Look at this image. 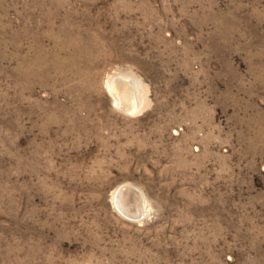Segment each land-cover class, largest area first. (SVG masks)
Wrapping results in <instances>:
<instances>
[{
    "label": "rangeland",
    "instance_id": "obj_1",
    "mask_svg": "<svg viewBox=\"0 0 264 264\" xmlns=\"http://www.w3.org/2000/svg\"><path fill=\"white\" fill-rule=\"evenodd\" d=\"M0 264H264V0H0Z\"/></svg>",
    "mask_w": 264,
    "mask_h": 264
},
{
    "label": "bare ground",
    "instance_id": "obj_2",
    "mask_svg": "<svg viewBox=\"0 0 264 264\" xmlns=\"http://www.w3.org/2000/svg\"><path fill=\"white\" fill-rule=\"evenodd\" d=\"M119 79L124 81L125 83L118 84L114 82ZM137 87H138V84L136 82L130 79H127V78L119 77L113 80L111 83H108L106 88L110 96L112 97L114 106L123 112H125V110L134 108V110L130 112L131 114L135 110H137L140 106L137 101L138 93H139V90H138L139 88L137 89ZM135 103L136 105L134 107ZM117 190L118 188L114 190V192H112V198H111L112 205L117 212L119 211L116 209V207L120 209L121 211L120 215H122L123 217H127V215L132 214V212L136 210L135 199L131 195L124 194L123 197H121L118 200L116 199ZM140 205L142 207V200L140 201Z\"/></svg>",
    "mask_w": 264,
    "mask_h": 264
},
{
    "label": "water",
    "instance_id": "obj_3",
    "mask_svg": "<svg viewBox=\"0 0 264 264\" xmlns=\"http://www.w3.org/2000/svg\"><path fill=\"white\" fill-rule=\"evenodd\" d=\"M115 83H118V84H121V83H125L124 81L122 80H116L114 81ZM136 103L134 104V107H135ZM134 110V108L132 109H128V110H125L126 113H130ZM124 194H127V195H131L134 197L135 199V204H136V210L134 212H132V214L130 215H127L126 218L130 219V220H133V221H138L141 219V216H142V212L140 210V201L142 200V197L140 196L139 192L130 187V186H121V187H118V190L116 192V199H120L121 197H123ZM116 209L119 211V213L121 212L120 209L118 207H116ZM121 214V213H120Z\"/></svg>",
    "mask_w": 264,
    "mask_h": 264
}]
</instances>
